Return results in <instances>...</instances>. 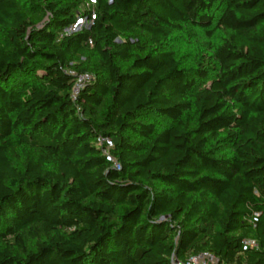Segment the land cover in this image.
<instances>
[{
	"label": "trees",
	"instance_id": "1",
	"mask_svg": "<svg viewBox=\"0 0 264 264\" xmlns=\"http://www.w3.org/2000/svg\"><path fill=\"white\" fill-rule=\"evenodd\" d=\"M202 252L264 264V0H0V264Z\"/></svg>",
	"mask_w": 264,
	"mask_h": 264
},
{
	"label": "built area",
	"instance_id": "2",
	"mask_svg": "<svg viewBox=\"0 0 264 264\" xmlns=\"http://www.w3.org/2000/svg\"><path fill=\"white\" fill-rule=\"evenodd\" d=\"M72 28L69 27L68 31L69 32ZM92 79V75L89 73H84L76 77L75 84L72 89V96H75V94L79 91V89L82 87V85L90 81ZM96 145L100 149L101 153L103 155L108 156L110 149L113 147L112 142L110 141L109 137L104 136V135H98L96 137ZM114 166L116 168H119L118 164L114 162ZM242 244L250 247V248H257V243L255 240L246 238L242 241ZM175 264V263H173ZM176 264H218L217 258L208 253V252H202L196 256H192L188 258L184 263H176Z\"/></svg>",
	"mask_w": 264,
	"mask_h": 264
},
{
	"label": "rangeland",
	"instance_id": "3",
	"mask_svg": "<svg viewBox=\"0 0 264 264\" xmlns=\"http://www.w3.org/2000/svg\"><path fill=\"white\" fill-rule=\"evenodd\" d=\"M221 36V33L217 35V37ZM184 44V39L183 38H177L176 41L173 43L175 48H178L180 45Z\"/></svg>",
	"mask_w": 264,
	"mask_h": 264
},
{
	"label": "water",
	"instance_id": "4",
	"mask_svg": "<svg viewBox=\"0 0 264 264\" xmlns=\"http://www.w3.org/2000/svg\"><path fill=\"white\" fill-rule=\"evenodd\" d=\"M173 261V260H172Z\"/></svg>",
	"mask_w": 264,
	"mask_h": 264
}]
</instances>
